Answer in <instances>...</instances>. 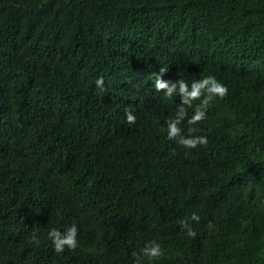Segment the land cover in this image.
Segmentation results:
<instances>
[{
    "label": "trees",
    "instance_id": "obj_1",
    "mask_svg": "<svg viewBox=\"0 0 264 264\" xmlns=\"http://www.w3.org/2000/svg\"><path fill=\"white\" fill-rule=\"evenodd\" d=\"M0 264H264V0H0Z\"/></svg>",
    "mask_w": 264,
    "mask_h": 264
},
{
    "label": "clouds",
    "instance_id": "obj_2",
    "mask_svg": "<svg viewBox=\"0 0 264 264\" xmlns=\"http://www.w3.org/2000/svg\"><path fill=\"white\" fill-rule=\"evenodd\" d=\"M164 71V69H161V72L156 75L154 84L156 90L163 89L164 94L169 97H171L174 93H177L180 95L181 100V107L179 108L175 117L169 119L167 122V132L169 138L179 135V143L185 148H193L197 144L207 143V138L203 135H180L182 131L180 124L183 117L186 115L183 105H191L194 99L202 97L200 100V105L196 107L193 115L188 121L189 124H193L205 117L203 106L207 105V103L214 97H223L227 94V86L212 75H207L202 79L193 80L190 85L184 80L172 82L162 78ZM103 83V77H99L95 81L96 86L101 90H103ZM126 119L129 123H132L135 121L136 117L131 111H127ZM192 131H194V129H189V132ZM189 234L193 235L194 233L189 231ZM48 236L57 252L63 251L65 246H67L69 249H73L77 246V226L75 224L70 225L63 232L57 228H52L48 232ZM162 254L163 249L161 244L156 240H150L145 242V245L141 249L139 255H142L149 260H153L161 257Z\"/></svg>",
    "mask_w": 264,
    "mask_h": 264
}]
</instances>
